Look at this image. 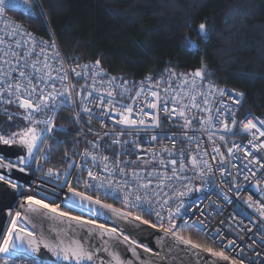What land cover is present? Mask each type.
Listing matches in <instances>:
<instances>
[{"label":"snow or ice","instance_id":"6c2138e0","mask_svg":"<svg viewBox=\"0 0 264 264\" xmlns=\"http://www.w3.org/2000/svg\"><path fill=\"white\" fill-rule=\"evenodd\" d=\"M19 6L14 0H0V16H3L6 9L17 8ZM27 11H31V9L29 8ZM31 18L35 17L33 16ZM196 32V41L190 37H186L185 46L198 51L199 44L197 41L203 43L206 39L210 38V32L205 23H200ZM70 72L75 77L82 78L85 81L90 79L91 84L87 85L89 90L84 91L85 85H81V90L76 91L74 96L73 90L75 89V85L71 83L69 77ZM166 72L168 73L166 79L162 76L153 83L149 76L144 81H140L137 86L135 83H130L127 80L120 81L117 77L109 76L102 69L99 59L91 64L67 67L65 66L64 58L56 50L54 42L52 45H49L48 42L42 39L37 40L31 33L24 32L21 25L5 21V26L0 28V103L16 105L19 109L23 110V119L28 122V126L12 132L10 135H0V144L9 146L21 145L26 148L28 157L32 158L34 156V150L38 148V142L46 144V135L54 131V121L59 109L62 107H73L78 97L81 108L80 111L74 114L76 123H79L81 119V112L88 114L90 123L93 107H95L100 109L97 115L101 118L102 128L106 126L105 117L111 120L114 125L123 126L120 132H116L113 128L111 132L96 134L95 140L88 141L93 149H99V142L104 137L114 135L116 139L111 141V145H120L121 152L116 154L113 166L110 168L109 156L97 152H90L85 149L80 155L83 158H90L93 161V167H98L96 162L101 161L103 163L101 170L106 174L101 179L99 173L94 171L93 168H87V178L83 181L85 187L97 191L106 189V194H119L122 192L123 201L129 208L149 204L154 198L159 202L160 210L155 211L154 209H149V215H152L154 211L159 221V229L164 232L165 236H171L178 243L190 246L193 249H202L205 252L211 253L214 257H220L225 261H231V264H237V261L225 255L223 250L216 251L211 247L194 242L188 236L180 234V226L176 223V217L181 216V210L185 207L183 198L194 191H201L203 185L195 188L183 185L178 188L174 185L173 181L187 179L186 176L180 175V173L189 170V165L200 178L209 176L213 172V168L209 159L205 158L208 156L207 151L201 154L189 155L187 157L188 163H185L183 149H181L179 159L166 160L161 156V153L166 152L171 156L174 152L176 136L173 134L167 137L174 142L171 150L167 147L160 149L159 152L152 150L151 159H144L141 156H137L136 160L126 162L129 164L142 163L143 167L139 169H128L120 166L122 162L119 160V155L122 152L128 151L127 145L129 143L134 144L137 150L142 147L136 139L126 141L122 140L121 137L125 134L130 137L133 136L132 129L139 132L149 128H159L161 126L160 112L167 115L169 120L173 118L183 120L182 127L185 129L183 137L190 144L196 143L197 153L200 152L201 141L195 136L189 137L188 130L192 128L194 123L199 122L201 130L208 133V140L213 144L212 151L216 155H213L211 160L219 164L218 170L222 177L229 174L224 165L230 161L234 151H241L240 145L233 143L231 147L227 148L226 157L221 151V146L213 139L216 133L209 131L217 128V131L230 132L232 128L226 120L221 119L223 114L222 109L227 107L222 102L225 89L204 82V76L207 74L206 68H198L190 75L178 74L172 70H166ZM105 76H107V80L104 79ZM162 84L165 86L161 87ZM132 92H135V94L131 95ZM117 96L121 98L127 96L134 103L124 104L121 100L117 99ZM216 96L221 97V100H216ZM236 96L242 97L243 93H236ZM229 99H232L233 103H240L239 100L233 99L232 95H229ZM89 104H92L93 107H89ZM147 109L154 111H148ZM193 109L196 110L195 113ZM4 111L7 112V109L5 108ZM112 113L115 115H112ZM198 113H202L203 115H198ZM12 118V115H8L9 121ZM235 123V114L232 113V125L234 126ZM259 124L264 126V120L259 121ZM40 125H44V127L41 128ZM241 125L244 131L247 132L255 129L260 137H264V130L258 128L257 123L253 119H247L246 122L242 121ZM89 132H92L91 128ZM253 136H255V133H253ZM158 139L160 137L157 135H152L150 138L153 142ZM219 139L224 141L225 144L227 143L224 135H220ZM249 143L251 144L252 141H249ZM252 146L254 148H264V142H261L259 145L253 144ZM104 150L107 151V148ZM39 151L44 153L46 149L39 148ZM243 153L245 159L251 156V159H248L249 165L253 163L259 164L260 168L264 170V164L255 156H252L247 149H244ZM129 154L135 155V152ZM65 156H67V153H65ZM35 159L37 169L44 177L49 179L54 177L56 180H62L61 190H63L64 184L67 185L65 201L69 205L76 204L78 198L81 206H83L84 202H87L94 212L98 211L94 207L98 205L102 209L111 210L124 219L131 217L154 229L158 227L157 223H153L149 219H144L139 215L133 216L131 211H123L121 208L113 207L112 204L104 203L99 196L94 198L91 195H87L84 191H78L77 187L73 186L72 179H70V169L76 167L84 171L86 168V160H82L79 164L70 163L69 167L64 169V176L61 178L60 170H54L53 168L44 170L42 168L40 161L45 159L43 155L37 156ZM154 163L158 164V167L150 169V166ZM28 165L29 160H26L23 156L18 157L15 163L7 161L0 156V182H3L7 186L0 188V204L16 195L20 197V203L15 213L8 212L7 220L10 223H6L3 227H0V236H2V241H0V254L3 255L2 264H9V261L18 249L38 253L40 251V245H43L45 249H48L54 255L62 256L65 261H72L74 264H82V262L87 261L89 264H94L96 253L90 246L85 245L83 239L69 240L67 243L62 239H58V242L53 244L45 241L42 237L39 240L37 239L34 231L36 227L35 222L33 223V230H29L27 227L20 225L22 219L32 220L34 215H43L41 210L52 214L53 217H58L61 220L66 219L70 222L68 230L64 231L65 237H68L70 232H75L76 228L71 223L75 222V225L80 227L92 226L88 229L89 238L94 237L96 230H98L101 238L108 236L110 239L115 237L117 240H120L122 237L123 242L136 245L137 242L134 239L123 235L122 231L118 232V229L115 227L110 228L105 224H98L95 219H86L84 216H74L70 212L61 210L60 205L55 204L54 201L49 203L46 202V198L37 199L35 194H27L28 191H31L30 188L22 191L24 186L10 179L3 171L5 169L13 170L18 168L20 172H26ZM168 165H171L170 175L166 171ZM247 170L252 172L251 168ZM143 173H146V175H142ZM255 175L253 172L252 176ZM116 176H119L120 180H116ZM154 177L156 187L152 190ZM249 178L248 175L244 176L245 180ZM76 180L79 183L81 177H76ZM259 184L260 182L257 181L256 186L258 187ZM233 187L238 189L239 184H234ZM165 188L169 189V192H164L163 189ZM141 190L145 193L143 196L139 194ZM149 190H152L151 195L148 194ZM231 190L229 188V191ZM261 191L264 192V189H261ZM53 193H55V189H53ZM116 198H119V196L117 195ZM224 199L227 200L228 196L224 195ZM245 203L250 208L254 206L251 196L248 197ZM165 211L168 216V227H165L164 224L163 213ZM256 211L259 212L261 218H264V203L256 202ZM99 214L102 215L103 213ZM196 224L203 227L204 221L199 220L192 226H196ZM5 228L6 231L4 230ZM52 231H56V229H52ZM216 235L219 236V232ZM221 243H223V239H221ZM255 243L256 241L253 240V244ZM104 244L103 251L108 252L111 257L109 264H125L118 253L110 250L107 240L104 241ZM261 244H264V240H261ZM234 245L235 241H228V246ZM131 250L136 255L135 247H132ZM145 251H151V249L145 248ZM128 264H131V262H128ZM249 264H252V261H249Z\"/></svg>","mask_w":264,"mask_h":264},{"label":"trees","instance_id":"16d2710c","mask_svg":"<svg viewBox=\"0 0 264 264\" xmlns=\"http://www.w3.org/2000/svg\"><path fill=\"white\" fill-rule=\"evenodd\" d=\"M39 2L54 38L69 61L90 64L99 59L109 76L131 81L137 86L146 77L154 80L168 75L166 70L192 73L205 67V83L223 85L243 93L237 116L250 113L264 120V0ZM41 22L40 15L30 18V25H35L34 29L45 35ZM200 23L207 25L210 38L203 43L197 41L199 50L196 51L185 46V38L196 41V29ZM104 79L107 80V76ZM125 98L117 96L120 100ZM54 124V131L46 135V144L38 142L33 158L43 155L45 159L40 161L42 168L58 169L63 178L64 169L69 167L90 126L82 119L76 123L69 107L59 109ZM23 125L21 120L0 118V129L4 133ZM39 148L46 151L41 153ZM35 171L43 179L56 180L44 177L37 165ZM100 199L123 210L124 205L119 201L105 196ZM60 208L90 217L69 206ZM139 216L157 223L159 227V223L148 215L140 212ZM176 223L180 226V234L209 247L196 231L178 221ZM164 224L168 227V222ZM19 256L23 255L15 254L13 258Z\"/></svg>","mask_w":264,"mask_h":264},{"label":"built area","instance_id":"2783aa9c","mask_svg":"<svg viewBox=\"0 0 264 264\" xmlns=\"http://www.w3.org/2000/svg\"><path fill=\"white\" fill-rule=\"evenodd\" d=\"M15 3L20 6L17 8L6 9L3 16H0V28L5 26V21H10L15 24H19L22 26L24 32L31 33L32 36L37 40H44L48 42L49 45H52L54 42L56 45V50L59 51L60 56L64 58L65 66L67 67H75L76 65H83L78 62H71L62 53V50L59 47L58 42L54 38V35L49 27L48 21L44 16L41 4L38 0H14ZM31 9V11H27V9ZM41 16V24L45 27V35L38 33L34 27L30 25V18L35 16ZM37 26V25H36ZM42 27V28H43ZM91 64V63H90ZM178 74H191V73H183L179 72ZM69 77L71 83L75 85V89L73 90V95L75 96V92L81 90V85H85L84 91L89 90L87 88L88 84H91V80L85 81L82 78H77L74 75L69 73ZM160 77H156L152 82L154 83ZM165 79L167 75L163 76ZM165 85L162 84L161 87ZM219 88L225 89V95L222 98V102L227 107L222 109V117L221 119L226 120V122L231 126L232 130L230 132H223L222 130L217 131V128H213L209 130L210 132H215L216 135L213 137L215 142L221 146V151L227 157V148L231 147L233 143L240 145L241 151L235 152L233 156L230 158V161L224 165L228 175L221 176L218 168L219 164L216 161L211 160L213 155H216L213 151V144L208 140V133L201 130V126L199 122L193 124L192 128L188 130V136H195L201 141L200 152H196V143H189L187 139L183 137V133L185 129H183L182 119L173 118L171 120L168 119L167 115L163 112H160L161 126L159 128H149L147 130H141L137 132L135 129H132L133 136H129L127 134L121 137L122 140L131 141L132 139H136L138 143L141 144V149L137 150L135 145L129 143L127 145L128 151L122 152L119 155V160L122 162L121 167H126L128 169L136 168L139 169L143 167L142 163L137 164H129L126 163L129 160H136L137 156H141L144 159H151L152 150L159 152L162 148H169L170 150L173 147V141L168 139L167 137L175 134V150L171 156L168 153H161L166 160L167 159H179V154L181 149L184 150L185 153V163H188L187 157L193 154H201L204 151H207L208 156L205 157L209 159L212 164L213 172L209 174V176L205 178H200L194 169H191L189 165V170L184 173H180V175L186 176L185 180H174L173 183L176 187H182L183 185H187L188 187H200L203 185V188L199 192H192L187 197H184V209L181 210V216L176 217V221H178L182 226L192 229L196 231L198 234L202 236V238L208 243L209 247L216 251L223 250L225 255L229 256L232 260H236L237 264H249V261H252V264H262L264 262V244H261V240H264V218H261L259 212L256 211V202L264 203V192L261 189H264V170L260 168L259 164H248V159H251V156L248 159H245L243 150L247 149L252 156H255L262 164H264V148L256 147L254 148L252 145H259L261 142H264V137H260L259 133L256 132L255 129L251 131H244L242 129L241 122H246L247 119H253L255 123H257V127L261 130H264V126L259 124L260 119L256 118L250 113L243 114L241 116H237V110L242 101V97L236 96V93H241L240 91L226 87L223 85H216ZM59 87V85H57ZM103 87V86H101ZM234 90V91H233ZM135 92L131 93L134 95ZM94 95H96L94 93ZM229 95H232L233 99L239 100L240 103H233L232 99H229ZM216 100H221V97L216 96ZM120 100V99H118ZM124 104L134 103L127 96L125 99L121 100ZM89 107H93L92 104H89ZM138 107V105H137ZM171 107V105H169ZM7 109V112L4 109ZM80 103L79 98H76V103L73 107H69L72 115L75 112L80 111ZM148 111H154L152 109H147ZM215 110V109H214ZM231 110V111H229ZM100 109L93 107L92 118L89 123V116L81 112V119L89 124L92 132H88L84 138L82 139L79 148L77 149L75 156L72 158L70 163H81L82 160H86V168L84 171H81L79 168L73 167L70 169L71 177L73 181V186L77 187L78 191H84L87 195H91L94 198L99 196H105L111 198L114 201L121 202L124 207L123 211H131L133 216L139 215L140 212L149 216V218L153 219L155 222L157 217L154 214L149 215V209H154L155 211H159V202H157L154 198L151 203L144 204L140 207H132L129 208L125 205L123 201V193L106 194V189H100L99 191L95 189H88L85 187L84 179L87 178V168H93L94 171L99 173L100 178L103 179L106 175L102 172L103 163L101 161H97L96 164L98 167H93V161L90 158H83L80 154L87 149L90 152H97L102 155H107L110 157L109 167L111 168L114 163V159L118 152H121L120 145H111V141L116 139L114 135H109L108 137H104L100 143L99 149H93L92 145L88 143V141H92L96 139V134H102L103 132H111L114 128L116 132L122 131L123 126L114 125L113 122L106 117L105 119V127H101V118L98 117ZM195 113L196 110L193 109ZM232 113L235 114L236 123L232 125ZM23 110L19 109L16 105H5L0 103V118L7 119L8 115H12V120H21L24 124L23 128L28 126V122L23 119ZM112 115H115L112 113ZM198 115H203L202 113H198ZM40 118V117H38ZM176 122V123H174ZM42 128L44 125H40ZM218 127V125H217ZM17 130L6 131V132H16ZM0 129V135H10L11 133H4ZM255 133V136H253ZM152 135H157L160 139L156 141H151L150 138ZM220 135H224L226 137L227 143L219 139ZM249 141H252L250 144ZM107 148V151L104 149ZM35 151V150H34ZM135 152V155H130L129 153ZM158 159V158H157ZM217 159H219L217 157ZM36 159L31 158L29 165L27 166V171L25 172L30 178L28 184H22L24 190H28L27 194H35L37 199L46 198V202H55L60 206H68L65 202V194L67 191V185H63V190H61V181H49L43 179L38 176L35 171ZM158 164H152L151 168H157ZM178 167V165H177ZM251 168L252 172H249L247 169ZM166 171L168 174H171V165H168ZM255 173V176H252V173ZM142 175H146L143 173ZM248 175L250 178L248 180L244 179V176ZM81 177L79 183H77L76 177ZM39 180H42L44 183H40ZM116 180H120L119 176H116ZM153 189L156 187L155 177L153 178ZM257 181L260 182L257 187ZM19 183V182H18ZM234 184H239V188L233 187ZM229 188L232 190L229 191ZM53 189H55V193H53ZM149 190V195H151V191ZM164 192H169V189H163ZM143 196L145 193L143 190L139 193ZM117 195L119 198H116ZM224 195L228 196V199H224ZM49 196V197H46ZM252 197L253 207H248V204L245 201L248 197ZM20 203V197L18 198L17 205ZM17 208L12 210V214L15 213ZM164 222H168L167 212L163 213ZM203 220L204 226L196 224V226H192L195 222ZM8 223L10 221L8 220ZM6 231V228H5ZM217 232H219V236H217ZM221 239H223V243H221ZM235 241L234 246H228V241ZM253 240L256 241L253 244ZM2 241V237L0 239ZM251 245V247H249ZM260 254V255H258ZM0 258H3L1 254ZM220 258V257H219ZM222 259V258H221ZM3 261V259H2ZM0 261V264H2ZM35 261L28 260L27 257L19 256L16 258H12L9 261V264H34ZM231 264V261H227ZM35 264H39L35 262Z\"/></svg>","mask_w":264,"mask_h":264},{"label":"water","instance_id":"95a60500","mask_svg":"<svg viewBox=\"0 0 264 264\" xmlns=\"http://www.w3.org/2000/svg\"><path fill=\"white\" fill-rule=\"evenodd\" d=\"M0 156L5 160L15 163L18 157L23 156L26 160L30 159L25 147L21 145H3L0 144ZM4 173L12 180L22 184L29 183V176L25 172H20L17 169L3 170ZM40 183H44L39 180ZM7 187L0 182V188ZM11 190V189H9ZM19 195L4 201L0 204V227L8 223V212H12L14 208L18 209L17 201ZM65 200V199H64ZM66 202V201H65ZM67 203V202H66ZM67 205L71 208H75L83 213L88 214L92 219H95L98 224H105L108 227H115L118 232H123V235L129 236L130 239H134L136 245H130L122 240H117L115 237L111 239L108 236L101 238L100 233L96 230L94 237H88V229L92 226L80 227L75 225V222H71L76 230L74 233L70 232L68 237L64 236V231L68 230L69 221L61 220L58 217H53L52 214L47 213L45 210H41L43 215L33 216L32 220L22 219L20 222L24 227L29 230H33V223L36 227L34 229L37 239L41 237L50 243H57L58 239H62L67 243L69 240H81L83 239L86 246H90L96 253L94 258V264H109L111 257L108 252L103 251L105 247L104 241H108V247L112 252H116L121 257L125 264L131 262V264H230L229 262L214 257L209 252H205L202 249H193L190 246L178 243L171 236H165L159 227L152 228L149 225H144L140 221H136L131 217L124 219L121 216L113 213L111 210L102 209L100 206H94L98 209L97 212L92 211V208L87 202H84L83 206L80 205L78 198L77 203L74 205ZM99 213H103L102 215ZM56 229V231H52ZM5 230V229H4ZM63 230V231H62ZM2 236H0L1 239ZM140 244L146 245L151 251L157 252L161 255H150L144 249L140 247ZM132 247L136 249V255L131 250ZM26 248V244H25ZM15 254L23 255L24 257L31 258L37 261H48L60 264H74L72 261L63 260L62 256H56L48 249H45L43 245H40V251L38 253H32L25 249H18ZM82 264H89L85 261Z\"/></svg>","mask_w":264,"mask_h":264},{"label":"rangeland","instance_id":"374dc122","mask_svg":"<svg viewBox=\"0 0 264 264\" xmlns=\"http://www.w3.org/2000/svg\"><path fill=\"white\" fill-rule=\"evenodd\" d=\"M174 123H176V122H174ZM17 129H22V127H20V126H18L17 128H15V129H12V130H17ZM12 130H10V131H12ZM9 131V130H8ZM6 133H12V132H6ZM46 197H49V196H46ZM75 209V208H74ZM61 210H63V211H66L65 209H63V208H61ZM72 215H74V216H78L77 214H75V213H71ZM85 217V216H84ZM86 219H90V217H85ZM92 219V218H91ZM20 225L21 226H23L22 225V223L20 222ZM141 246H143V247H141ZM140 247L142 248V249H144L145 250V248H148L146 245H144V244H140ZM149 249V248H148ZM148 254H150V255H161V254H159V253H157V252H154V251H146ZM0 256H1V254H0ZM3 259V258H2Z\"/></svg>","mask_w":264,"mask_h":264},{"label":"bare ground","instance_id":"6f19581e","mask_svg":"<svg viewBox=\"0 0 264 264\" xmlns=\"http://www.w3.org/2000/svg\"><path fill=\"white\" fill-rule=\"evenodd\" d=\"M131 82V81H130Z\"/></svg>","mask_w":264,"mask_h":264}]
</instances>
